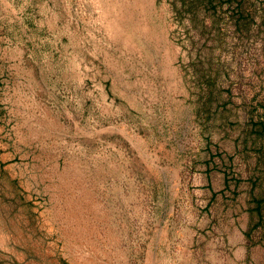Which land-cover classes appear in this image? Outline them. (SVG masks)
<instances>
[{
	"label": "rangeland",
	"instance_id": "obj_1",
	"mask_svg": "<svg viewBox=\"0 0 264 264\" xmlns=\"http://www.w3.org/2000/svg\"><path fill=\"white\" fill-rule=\"evenodd\" d=\"M0 264H264V0H0Z\"/></svg>",
	"mask_w": 264,
	"mask_h": 264
}]
</instances>
